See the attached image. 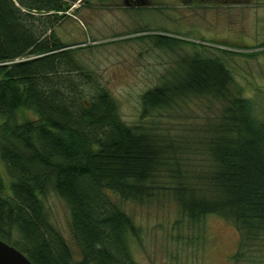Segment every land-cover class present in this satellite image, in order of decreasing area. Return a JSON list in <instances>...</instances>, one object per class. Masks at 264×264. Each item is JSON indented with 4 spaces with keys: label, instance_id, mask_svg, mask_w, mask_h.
I'll list each match as a JSON object with an SVG mask.
<instances>
[{
    "label": "trees",
    "instance_id": "trees-1",
    "mask_svg": "<svg viewBox=\"0 0 264 264\" xmlns=\"http://www.w3.org/2000/svg\"><path fill=\"white\" fill-rule=\"evenodd\" d=\"M69 10L61 0H0V239L32 264H137L141 231L122 204L164 196L191 225L231 223L234 260L264 248V120L224 62L180 59L141 96L140 124L129 126L79 58L81 45L56 35ZM150 38L158 49L184 43ZM200 99L221 105L206 125L164 128L165 113ZM25 113L36 119L20 120ZM50 193L69 209L78 259L49 219Z\"/></svg>",
    "mask_w": 264,
    "mask_h": 264
},
{
    "label": "rangeland",
    "instance_id": "rangeland-1",
    "mask_svg": "<svg viewBox=\"0 0 264 264\" xmlns=\"http://www.w3.org/2000/svg\"><path fill=\"white\" fill-rule=\"evenodd\" d=\"M61 2L70 10L59 14L56 35L65 45H81L79 58L94 73L97 85L112 95L125 124H140L141 96L160 86L180 59L194 52L223 61L242 95L255 103L256 116L264 120V0ZM152 35L184 43L171 50L158 49ZM220 109L218 103L194 100L178 114L165 113L160 120L164 128L173 126L176 134L185 127L206 125ZM24 118L36 119L32 113L19 115ZM0 175L8 180L1 160ZM44 203L52 225L78 259L68 207L54 193ZM121 208L141 231L140 240L132 244L137 264H264L261 247L234 260L240 233L231 223L210 216L191 225L169 197Z\"/></svg>",
    "mask_w": 264,
    "mask_h": 264
},
{
    "label": "water",
    "instance_id": "water-1",
    "mask_svg": "<svg viewBox=\"0 0 264 264\" xmlns=\"http://www.w3.org/2000/svg\"><path fill=\"white\" fill-rule=\"evenodd\" d=\"M0 264H32L29 259L14 247L0 239Z\"/></svg>",
    "mask_w": 264,
    "mask_h": 264
}]
</instances>
